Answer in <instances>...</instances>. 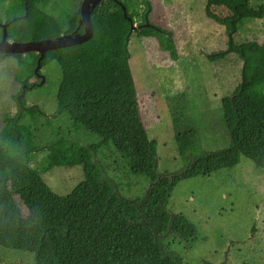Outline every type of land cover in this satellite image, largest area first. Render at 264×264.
<instances>
[{"label":"trees","instance_id":"obj_1","mask_svg":"<svg viewBox=\"0 0 264 264\" xmlns=\"http://www.w3.org/2000/svg\"><path fill=\"white\" fill-rule=\"evenodd\" d=\"M52 1L0 0V23L11 22L9 39L40 41L75 31L80 10L61 20L49 11ZM206 2V16L225 27L228 37L227 49L208 59L218 63L235 54L243 64L240 84L221 101L230 145L205 150L196 103L187 92L168 94L166 102L183 167L177 172L158 171V142L150 139L142 119L129 43L133 34L141 40L156 38L162 51L178 61L174 35L150 21L149 0H106L91 16L94 34L89 41L49 51L40 64L45 68L55 62L61 70L54 117H68L75 128L84 127L101 141L84 144L58 138L39 146L32 126L23 120L24 107L7 119L0 131V247L29 252L37 264H185L166 241L179 239L191 249L200 232L187 215L169 208L177 185L235 167L242 155L264 168V102L254 94L255 87L264 84V44H237L234 40L245 20L264 19V5L255 9L250 0ZM122 7L138 24L135 32ZM215 7L230 14L219 15ZM2 36L0 27V40ZM29 54L32 76L39 55ZM7 57L21 55L0 54V60ZM18 67L27 64L19 61ZM23 84L31 85L29 77ZM27 110L30 116L36 112L34 107ZM109 145L126 159L130 172L148 179L144 196L133 199L119 192V185L98 159L100 149ZM77 167L83 179L65 195L53 191L43 178L56 169ZM21 192H27L33 202L28 214L16 198Z\"/></svg>","mask_w":264,"mask_h":264},{"label":"rangeland","instance_id":"obj_2","mask_svg":"<svg viewBox=\"0 0 264 264\" xmlns=\"http://www.w3.org/2000/svg\"><path fill=\"white\" fill-rule=\"evenodd\" d=\"M149 1L152 5L150 21L173 33L179 60L173 61L168 52L162 51L156 38L141 40L133 34L129 43L130 66L144 125L150 139L158 142V171L177 172L183 167V161L177 152L166 96L189 93L196 103V121L203 148H227L230 139L221 101L240 84L243 64L235 54L218 63L208 59L210 54L227 49L228 37L225 27L206 16V0ZM82 2L53 0L49 11L66 20L81 9ZM250 4L257 9L264 5V0H250ZM214 10L222 16L230 14L222 7ZM1 15L5 21V13ZM234 40L237 44L249 41L264 44V19L245 20ZM19 61L27 67L20 69ZM31 65L30 54L0 60V131L21 106L25 111L23 120L32 126L34 140L39 146L58 138L84 144L101 141L84 127L75 128L68 117H54L61 78V70L55 62L41 70L44 74L41 85L31 90L25 87L26 107L22 99L17 100L25 86L23 81L31 76ZM254 94L264 102V84H258ZM28 107L36 109L32 116ZM46 154L47 151L40 156ZM98 159L109 177L119 185L123 196L133 199L144 196L148 179L130 172L126 159L112 145L102 147ZM43 178L53 191L65 195L83 175L77 167L71 171L56 169ZM16 198L25 214L33 210L27 192L19 193ZM169 208L174 213L187 215L199 228L200 237L191 249L179 239L166 241L185 264H264V168L257 167L250 158L242 155L235 167L179 183ZM0 264L37 263L29 252L0 247Z\"/></svg>","mask_w":264,"mask_h":264},{"label":"water","instance_id":"obj_3","mask_svg":"<svg viewBox=\"0 0 264 264\" xmlns=\"http://www.w3.org/2000/svg\"><path fill=\"white\" fill-rule=\"evenodd\" d=\"M106 0H83L80 9L79 26L75 31L69 34H63L56 39H43L40 41H30V42H16L8 37L7 28L11 23H0V27L3 30V36L0 40V54L4 55H27L29 53H36L39 55L36 72L40 70L41 61L45 58L49 51L72 47L75 45H80L89 41L94 34V28L91 20V16L94 10L101 5ZM124 10L125 17L131 22L132 32H135L138 26L132 22L131 18L127 17L126 9ZM151 24L147 23L146 26ZM83 28L80 32L79 29ZM44 78V77H43ZM45 80V78H44ZM43 83V80L39 85ZM189 88L187 87L185 91ZM25 86L20 96L17 100L21 101L25 95Z\"/></svg>","mask_w":264,"mask_h":264},{"label":"flooded vegetation","instance_id":"obj_4","mask_svg":"<svg viewBox=\"0 0 264 264\" xmlns=\"http://www.w3.org/2000/svg\"><path fill=\"white\" fill-rule=\"evenodd\" d=\"M42 69H44V68H40V70L38 72H36L34 70V75L29 77V84H31V85H26L25 86L26 88H28L29 86L30 87L39 86V83H40V81L42 79V75H44L43 73H41ZM28 89H30V88H28ZM21 108H23V107H21Z\"/></svg>","mask_w":264,"mask_h":264}]
</instances>
